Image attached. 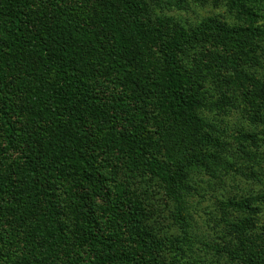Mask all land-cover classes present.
<instances>
[{
    "label": "trees",
    "instance_id": "obj_1",
    "mask_svg": "<svg viewBox=\"0 0 264 264\" xmlns=\"http://www.w3.org/2000/svg\"><path fill=\"white\" fill-rule=\"evenodd\" d=\"M173 1L0 0V264H177L166 247L185 253L151 234L124 173L184 189L192 169L220 162L205 109L264 123L252 72L264 24L249 0H228L240 26L208 17L187 30L159 16ZM260 149L242 151L255 177ZM258 204L264 192L219 200L216 252L235 264H264Z\"/></svg>",
    "mask_w": 264,
    "mask_h": 264
},
{
    "label": "rangeland",
    "instance_id": "obj_2",
    "mask_svg": "<svg viewBox=\"0 0 264 264\" xmlns=\"http://www.w3.org/2000/svg\"><path fill=\"white\" fill-rule=\"evenodd\" d=\"M176 2L178 0L173 1V4L171 2L170 10L164 9L159 16L174 19L187 30L208 17H215L229 27L242 24L237 12L229 8L228 0H187L183 8L175 7ZM245 3L261 17L257 24L263 25L264 0H249ZM261 62L260 68L252 72L264 81V58H261ZM209 91L213 93L209 100L212 103L220 102L217 88L211 86ZM239 109L232 108L225 116L213 105L210 112L204 110L207 119H214L222 131L216 136L222 145L220 162L210 163L206 169H192L188 186L184 189L182 186L170 192L168 185L154 176L142 175L140 172L124 173V194L129 193L134 201L140 203L144 212L142 222L146 221L151 234L159 239L167 237L168 241L181 246L185 252L180 255L172 253L170 256V246H167L165 252L169 261L174 258L177 264H235L226 259L224 254L216 252V248L223 245L221 236L224 232L219 200L255 196L264 192L262 174L256 177L251 175L246 160L242 159L247 157L242 152L247 148L253 152L256 147H260V152L264 153V123L247 120L245 113ZM241 162L243 165L240 166ZM257 206L261 208L260 220L264 226V207L262 204ZM214 251L216 254H213Z\"/></svg>",
    "mask_w": 264,
    "mask_h": 264
}]
</instances>
